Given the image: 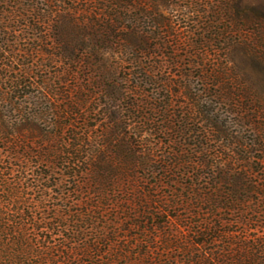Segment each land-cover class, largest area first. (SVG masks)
Segmentation results:
<instances>
[{
  "label": "trees",
  "instance_id": "obj_1",
  "mask_svg": "<svg viewBox=\"0 0 264 264\" xmlns=\"http://www.w3.org/2000/svg\"><path fill=\"white\" fill-rule=\"evenodd\" d=\"M42 1L49 6L56 0ZM103 1L107 0L94 3ZM0 2L15 5V0ZM60 19L52 24L53 30L59 31ZM198 26L202 31L195 32L194 54L208 65L197 77L209 80L214 94H226L234 105L245 79L235 54H248L264 64V16L245 14L242 20L219 24L211 19ZM143 38L135 36L137 43ZM185 45L182 36L169 45L175 61L181 63L175 49ZM1 64L0 264H264V211L246 202L250 195L264 192V145L231 135L232 146L229 142L226 150L198 147L194 160L185 146L186 133L165 113L154 128L169 135L168 151L154 167L141 159L143 151L136 146L142 142L131 132L121 137L125 162L113 168L107 149L89 143V130L82 122L68 120L58 126H66L65 136L59 130L48 145L39 140L34 146L32 133L21 132L26 122L15 131V117L2 110L6 86ZM145 75L150 88L144 102L151 109L157 98L156 78ZM177 75L182 93L189 96L187 74ZM8 83L6 91L15 89V77ZM122 91L131 93L130 102L136 84ZM129 105L132 108L134 102ZM141 118L154 125L148 113ZM245 130L255 136L252 122ZM191 137L199 144L198 132L192 131ZM42 138L52 136L45 133ZM87 184L101 190L71 197L47 191L68 185L75 192Z\"/></svg>",
  "mask_w": 264,
  "mask_h": 264
},
{
  "label": "rangeland",
  "instance_id": "obj_2",
  "mask_svg": "<svg viewBox=\"0 0 264 264\" xmlns=\"http://www.w3.org/2000/svg\"><path fill=\"white\" fill-rule=\"evenodd\" d=\"M107 12H114L110 20L105 19ZM245 14L264 16V0H107L102 4L56 0L49 6L42 0H15V5L0 2V63L5 70L12 68L1 74L2 86L7 87L15 77V89L6 91L5 87L3 91L2 110L15 117V131L26 122L21 132L32 133L34 146L39 140L48 145L59 136V130L65 136L66 126H58L68 120L75 125L82 122L89 130V143L106 148L108 164L118 169L125 162L121 137L127 138L131 132L142 142L136 146L143 151L141 159L151 167L165 156L169 135L154 128L165 113L174 117L173 126L180 125L186 133L185 146L191 148L194 160L200 154L198 147L226 150L231 135L254 146L264 145L262 61L242 52L235 54L245 79L234 105L228 103L226 94L215 95L209 80L197 77L208 65L194 54L198 49L195 32L202 31L198 25L211 19L218 24L238 21ZM56 18L61 21L59 31L52 27ZM139 34L145 38L137 43L135 36ZM179 36L187 43L184 49H175L181 63L169 53V45ZM148 72L157 84L151 109L144 102L150 88ZM177 73L187 74L184 81L188 82L189 96L182 93ZM132 83L137 91L129 102L131 93L122 89ZM147 113L154 125L141 118ZM250 122L255 136L245 130ZM192 131L198 132L199 144L191 137ZM45 133L52 138L41 139ZM118 169L114 171L119 175ZM145 177L150 179L151 175L146 173ZM67 186L47 191L71 197L101 190L87 184L85 190L72 192ZM246 202L264 211V192L250 195Z\"/></svg>",
  "mask_w": 264,
  "mask_h": 264
}]
</instances>
